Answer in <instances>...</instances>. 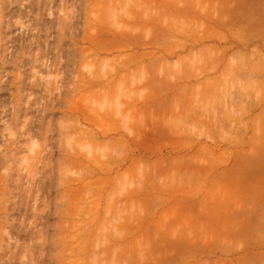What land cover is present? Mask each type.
Here are the masks:
<instances>
[{
  "label": "rangeland",
  "instance_id": "1",
  "mask_svg": "<svg viewBox=\"0 0 264 264\" xmlns=\"http://www.w3.org/2000/svg\"><path fill=\"white\" fill-rule=\"evenodd\" d=\"M5 1L0 264H264V0Z\"/></svg>",
  "mask_w": 264,
  "mask_h": 264
},
{
  "label": "bare ground",
  "instance_id": "2",
  "mask_svg": "<svg viewBox=\"0 0 264 264\" xmlns=\"http://www.w3.org/2000/svg\"><path fill=\"white\" fill-rule=\"evenodd\" d=\"M0 1H1V0H0ZM6 1H7V0H6ZM6 1H5V2H6ZM5 2L3 3V6H4ZM8 2H9V1H8ZM6 4H7V3H6ZM9 5H10V4H9ZM1 6H2V5H1ZM1 6H0V8H1ZM8 7H9V6H8ZM8 7H7V9H8ZM40 8H41V7H40ZM1 9H2V8H1ZM4 9H6V7L3 8V10H4ZM39 10H40V9H39ZM41 10H42V9H41ZM0 12H1V11H0ZM18 12H19V11H18ZM40 12H41V11H40ZM43 13H44V12H43ZM1 16H2V14H1ZM3 17H4V16H3ZM0 18H1V17H0ZM11 18H12V17H11ZM11 18H10V20H11ZM10 20H9V21H10ZM2 22H4V21H2ZM5 25H6V24H5ZM7 25H8V24H7ZM10 25H11V24H10ZM2 26H3V24H2ZM0 27H1V26H0ZM7 27H8V26H7ZM9 27H10V26H9ZM4 28H5V27H4ZM11 28H12V27H11ZM1 29H2V27H1ZM8 30H9V29H8ZM100 30H101V29H100ZM0 32H1V31H0ZM0 34H1V33H0ZM1 35H2V34H1ZM5 36H6V34H5ZM3 38H4V37H3ZM3 38H2V39H3ZM0 39H1V38H0ZM129 39H130V38H129ZM9 40H10V39H9ZM12 41H13V40H12ZM123 42H124V41H123ZM0 43H1V42H0ZM6 43H7V41H6ZM127 43H128V42H127ZM129 43H130V42H129ZM7 44H8V43H7ZM7 44H6V45H7ZM10 44H11V43H10ZM123 44H124V43H123ZM2 45H3V44L0 45V48H1ZM9 46H11V45H9ZM9 46H8V48H9ZM12 46H13V45H12ZM128 46H129V45H128ZM4 48H5V47H4ZM5 50H6V49H5ZM3 52H4V51H3ZM7 52H8V51H7ZM4 53H5V52H4ZM0 54H1V52H0ZM2 54H3V53H2ZM9 54H10V52H9ZM33 54H34V53H33ZM6 55H7V53H6ZM29 55H30V57H31V54H29ZM34 55H36V54H34ZM0 56H1V55H0ZM32 56H33V55H32ZM36 56H37V55H36ZM3 57H4V56H3ZM0 58H1V57H0ZM6 58H7V56H6L4 59H6ZM39 58H40V57H39ZM53 58H54V57H53ZM8 60H11V59H8ZM36 60H38V59H36ZM3 61H5V60H3ZM0 62L2 63V61H0ZM6 62H7V61H6ZM17 62H18V61H17ZM20 62L23 63V61H20ZM24 62H25V61H24ZM36 63H37V62H36ZM36 63H35V64H36ZM52 63H53V62H52ZM2 64H3V63H2ZM19 64H20V63H19ZM35 64H34V65H35ZM45 64H46V63H45ZM54 64H55V63H54ZM0 65H1V64H0ZM15 65H16V64H15ZM17 66H18V64H17ZM36 66H38V65H36ZM50 66H51V65H50ZM53 66H54V65H53ZM127 68H128V67H127ZM124 70H125V69H124ZM117 72H118V70H117ZM116 74H117V73H116ZM123 74H124V73H123ZM129 75H130V74H129ZM22 76H24V75H22ZM16 77H18V81H20V80H19V76H16ZM24 77H26V76H24ZM34 77H35V76H34ZM66 77H68V76H66ZM20 78H21V77H20ZM106 78H107V77H106ZM92 79H93V78H92ZM96 80H97V82H98V79H96ZM153 80H154V79H153ZM16 82H17V81H16ZM39 82H40V81H39ZM90 82H91V81H90ZM92 82H95V81H92ZM106 82H107V81H106ZM22 83H23V82H22ZM44 83H45V82H44ZM20 84H21V83H20ZM52 84H53V83H52ZM1 85H2V84H1ZM28 85H30V84H28ZM43 85H44V84H43ZM57 86H58V85H56V88H57ZM58 87H59V86H58ZM62 87H63V86H62ZM1 88H2V87H1ZM1 88H0V89H1ZM20 88L22 89V87H20ZM20 88H19V89H20ZM2 89H3V88H2ZM2 89H1V90H2ZM54 89H55V88H54ZM54 89H53V91H55ZM60 89H62V88H60ZM96 90H97V89H96ZM130 92H131V91H129V94H130ZM19 93H20V92H19ZM19 93H18V94H19ZM45 93H46V92H45ZM54 93H55V92H54ZM59 93H61V92H59ZM71 93H72V92H71ZM131 93H132V92H131ZM20 94H22V93H20ZM157 94H158V93H157ZM131 95H132V94H131ZM22 96H23V95H22ZM22 96H21V98H22ZM29 96H30V95H29ZM45 96H46V95H45ZM59 96H60V95H59ZM127 96H128V95H127ZM128 97H129V96H128ZM18 98H19V97H17V99H18ZM21 98H19V99H21ZM128 99H129V98H128ZM131 99H132V98H131ZM21 100H22V99H21ZM21 100H20V101H21ZM28 100H29V99H28ZM46 100H47V99H46ZM48 100H49V99H48ZM54 100H55V99H54ZM59 100H60V99H59ZM25 101H26V100H25ZM49 101H51V100H49ZM131 101H132V100H131ZM145 101H146V100H145ZM17 102H18V101H17ZM51 102H52V101H51ZM51 102H50V103H51ZM60 102H61V101H60ZM62 102H63V101H62ZM64 102H65V101H64ZM28 103H30V102H28ZM45 103H49V102L47 101V102H45ZM45 103H44V104H45ZM52 103H53V102H52ZM19 104H20V103H18V105H19ZM30 104H31V103H30ZM3 105H4V104H3ZM25 105H26V104H25ZM28 105H29V104H28ZM28 105H27V106H28ZM47 105H48V104H47ZM55 105H56V104H55ZM49 106H50V105H49ZM16 107H17V109L15 110V111H16V117H17V118L19 117V119H20L21 117L24 116V114H23V116L21 115V117H20V116H19V115H20V109H18V106H16ZM20 107L22 108V107H24V106L21 104ZM25 107H26V106H25ZM29 107H30V106H29ZM42 107H43V106H42ZM50 107H52V106H50ZM62 107H63V106H62ZM43 108H44V107H43ZM25 109H26V108H25ZM3 110H4V109H3ZM3 110H2V111H3ZM23 110H24V109H23ZM4 111H5V110H4ZM23 112H24V111H23ZM43 113H44V112H43ZM0 115H1V114H0ZM26 115H27V114H26ZM16 117L14 116L13 120H14V119L16 120ZM24 117L26 118V116H24ZM24 117H23V118H24ZM43 117H44V115H43ZM49 118H50V120H51V117H49ZM93 118H94V117H93ZM19 119H17V120L15 121V122H16L15 124H17V121H18ZM46 119H47V118H46ZM54 119H55V118H54ZM25 120H26V119H24V120H22V121L24 122ZM31 120H33V119H30V121H31ZM40 120H41V119H40ZM90 120H91V118H90ZM151 120H152V119H151ZM154 120H155V119H154ZM30 121L28 122V121L26 120L25 123H30V124H31L32 122H30ZM92 121H93V119L91 120V124H92ZM155 121H156V120H155ZM0 122H1V121H0ZM5 122H6V121H5ZM41 122H42V121H39V123H41ZM50 122H51V121H50ZM52 122H53V121H52ZM94 122H95V121H94ZM3 123H4V122H3ZM13 123H14V122H13ZM20 123H22V122L20 121ZM47 123L49 124V127H47V125H48ZM47 123H45V124H47V125H45V126H46V127H45V130H46V131L49 130V131L46 132L45 130H42V129H41V130H42V133H43V131H45L46 133H48V134H46V133H44V134H45V136L47 135V137H49V136H51V135H49V134H51V133H49V132L51 131V129H49L51 123H49V122H47ZM18 124H19V123H18ZM30 124H29V125H30ZM34 124H35V121H34ZM23 125H24V124H23ZM23 125H20V126L22 127ZM26 125H28V124H25V127H26ZM11 126H13V125H11ZM14 126H15V125H14ZM14 126H13V127H14ZM16 126H17V125H16ZM42 126L44 127V125H42ZM51 126H52V125H51ZM9 127H10V126H9ZM9 127H8V128H9ZM23 127H24V126H23ZM23 127H22L21 130H25V131H24V132H23V131H22V132L20 131V133H22V134H19V135H22L23 137H26V136L23 135V134H26V133H27L26 135L28 136V137H27L28 139H29L30 135H36V134H32V133H34V131H35L34 128H32V129H33V130H32L33 132H32V131H29V130H30V127L27 126V127H26L27 129H26V128L24 129ZM43 127H42V128H43ZM19 128H20V127H19ZM11 129H12V127H11ZM11 129H10L11 133H9L10 136L13 135L12 133L14 132V131L12 132L13 129H12V130H11ZM17 129H18V128H17ZM144 129H145V128H144ZM4 131H5V130H4ZM15 131H17V130L15 129ZM55 131H56V129H55ZM55 131H54V132H55ZM59 132H60V131H59ZM104 132H106V131H104ZM116 132H117V131H116ZM149 132H150V131H149ZM149 132H148V133H149ZM1 133H2V132H1ZM18 133H19V132H18ZM35 133H36V132H35ZM141 133H143V132H141ZM148 133H147V131H146V134H148ZM55 134H56V133H55ZM59 134H60V133H59ZM97 134H98V133H97ZM105 134H106V133H105ZM105 134H104V135H105ZM136 134H138V133H136ZM149 134H150V136H151V133H149ZM149 134H148V135H149ZM37 135H39V134H37ZM48 135H49V136H48ZM53 135H54V133H53ZM90 135H91V134H90ZM16 136H17V134H16ZM16 136H15V137H16ZM22 136H21V137H22ZM60 136H61V134H60ZM92 136H93V135H92ZM120 136H121V134H120ZM132 136H133V135H132ZM141 136H142V135H141ZM11 137H12V136H11ZM15 137H14V138H15ZM37 137H38V136H37ZM97 137H98V136H96V137L94 136L93 138L96 140ZM161 137H162V136H161ZM6 138H7V137H6ZM14 138L12 137V140H14ZM30 138L32 139L33 137H30ZM52 138H53V137H52ZM93 138H92V139H93ZM111 138H112V137H111ZM115 138H116V137H115ZM118 138H119V137H118ZM146 138H148V137H146ZM16 139H18V141H16L15 143H16V144H20V139H22V138L19 139V136H18V138H16ZM16 139H15V140H16ZM31 139H30V141H32ZM35 139H36V137H35ZM49 139H51V138L49 137L48 140H49ZM88 139H89V138H88ZM144 139H145V138H144ZM148 139H149V138H148ZM155 139H156V138H155ZM162 139H163V138H162ZM162 139H161V141H162ZM12 140H11V141H12ZM26 140H27V139H26ZM51 140H52V139H51ZM90 140H91V137H90ZM95 140H94V141H95ZM114 140H115V139H114ZM139 140H140V139H139ZM142 140H143V139H142ZM151 140H152V139H151ZM163 140H164V139H163ZM11 141H10V142H11ZM43 141H44V140H43ZM53 141H54V140H53ZM53 141H52V142H53ZM94 141H93L92 143H94ZM111 141H112V140H111ZM140 141H141V140H140ZM153 141L156 142V140H153ZM161 141H160V143H161ZM18 142H19V143H18ZM26 142H27V141H26ZM26 142H25V144H26ZM47 142H48V141H47ZM54 142H55V141H54ZM158 142H159V141H158ZM21 143H22V142H21ZM28 143H29V140H28ZM36 143H38V142H36ZM89 143H91V142H89ZM143 143H144V142H143ZM147 143H148V142H147ZM9 144H10V143H9ZM23 144H24V143H23ZM30 144H31V142H30ZM49 144H50V143H49ZM95 144H96V143H95ZM99 144H100V143H99ZM104 144H105V143H104ZM139 144H141V143H139ZM2 145H3V144H2ZM6 145H7V144H6ZM21 145H22V144H21ZM33 145H34V142H33ZM40 145H41V144H40ZM50 145H51V144H50ZM50 145H49V146H50ZM52 145H53V144H52ZM52 145H51V146H52ZM83 145H84V144H83ZM97 145H98V141H97ZM10 146H12V145H10ZM17 146H19V145H17ZM17 146H16L17 149H21V148H22V146H21V148H20V146H19V148H18ZM28 146H29V145H28ZM34 146H35V145H34ZM42 146H43V145H42ZM49 146L46 145V147H48V148L46 149L47 151H49L48 149L51 150V148H53V149L57 148L56 145H55V148H54V147H49ZM53 146H54V145H53ZM99 146H100V145H99ZM103 146H104V145H103ZM24 147H25V146H24ZM26 147H27V145H26ZM40 147H41V146H40ZM13 148H15V147H13ZM16 148H15V149H16ZM83 148H84V147H83ZM90 148H91V147H90ZM4 149H5V148H4ZM8 149H9V148H8ZM28 149H29V147H28ZM30 149H31V147H30ZM35 149H36V148H35ZM41 149H42V148H41ZM41 149H40V150H41ZM43 149H45V147H44ZM53 149H52V151H53ZM70 149H71V148H70ZM10 150H11V149H10ZM21 150H22V149H21ZM21 150H20V151H21ZM24 150H25V149H24ZM40 150L38 149V153H39V154H40ZM66 150H67V149H66ZM128 150H129V149H128ZM2 151H3V150H2ZM2 151H1V152H2ZM8 151H9V150H8ZM13 151H14V150H13ZM29 151H30V150H29ZM29 151H28V153H29ZM75 151H76V150H75ZM135 151H136V150H135ZM10 152H11V151H9V153H10ZM14 152H15V151H14ZM14 152H13V153L11 152L12 155H11V154H10L11 156L9 155V159H11V157H15ZM16 152H17V151H16ZM41 152H42V151H41ZM44 152H45V151H44ZM50 152H51V151H50ZM69 152H70V151H69ZM116 152H117V151H116ZM148 152H149V150H148ZM38 153H37V154H38ZM42 153H43V152H42ZM45 153H46V152H45ZM45 153H44V154H45ZM62 153H63V152H62ZM64 153H65V152H64ZM74 153H76V152H74ZM29 154H30V153H29ZM29 154H28V155H29ZM44 154H43V156H44ZM72 154H73V153H72ZM72 154H70V155H72ZM122 154H123V153H122ZM0 155H1V154H0ZM16 155H18V154H16ZM25 155H26V154H25ZM25 155H24V156H25ZM34 155H35V154H34ZM34 155H33V156H32V155L29 156V158L32 156V157H31V161L28 160L29 162H32V160L34 161V159H35V160L38 159V156H37V158H35ZM40 155H41V154H40ZM73 155H76V154H73ZM73 155H72V156H73ZM19 156H20V158H21V160H22L21 153H19ZM47 156H48V158H47V157H46V158L49 159V155H47ZM50 156H52V155H50ZM17 157H18V156H17ZM27 157H28V156H27ZM33 157H34V158H33ZM41 157H42V156H40V158H41ZM5 158H8V156L5 157ZM52 158L54 159V157H52ZM117 158H118V157H117ZM119 158H120V157H119ZM1 159H2V158L0 157V160H1ZM67 159H68V158H67ZM104 159H105V158H104ZM111 159H112V158H111ZM134 159H135V158H134ZM242 159H243V158H242ZM11 160H13V158H12ZM14 160L16 161L17 159H14ZM18 160H19V159H18ZM21 160H20V161H21ZM23 160H24V159H23ZM41 160H42V158H41ZM51 160H52V159H51ZM243 160H244V159H243ZM15 161H14V163H15ZM37 161H39V160H37ZM44 161H47V160H44ZM52 161H54V160H52ZM7 162H8V161H6V164H7ZM11 162H12V164H13V161H11ZM24 162H26V161H24ZM24 162H23V163H24ZM40 162H42V161H40ZM40 162H39V164H40ZM133 162H134V161H133ZM9 163H10V161H9ZM32 163H35V162H32ZM50 163L52 164L51 161H50ZM53 163H54V162H53ZM71 163H72V161H71ZM71 163H70V164H71ZM107 163L109 164V162H107ZM107 163H106V164H107ZM111 163H112V162H111ZM116 163H117V162H116ZM134 163H135V162H134ZM134 163H133V164H134ZM37 164H38V162H37ZM37 164H35L36 167H34V166H31L30 163H29V166H30L31 168H33V169H32L33 172H35V174L33 173L35 176H36V171H37V170L35 171L34 169H35V168H40V167H37V166L39 165V164H38V165H37ZM45 164H46V162H45ZM45 164H44V165H45ZM70 164L67 165V166L71 167ZM19 165H20V164H19ZM33 165H34V164H33ZM81 165H84V164H81ZM81 165H79V166H81ZM88 165H89V164H88ZM6 166H7V165H6ZM9 166H10V165H8V167H9ZM14 166H15V165H14ZM17 166H18V165H17ZM25 166H26V165H25ZM47 166H48V165H47ZM51 166H53V165H51ZM51 166H50V168H51ZM54 166H55V165H54ZM54 166H53V167H54ZM101 166H102V165H101ZM101 166H100V169H102V168L105 167L104 165H103L102 167H101ZM109 166H110V164H109ZM111 166H112V164H111ZM3 167H4V166H3ZM8 167H7V169H8ZM11 167H13V166H11ZM19 167H20V166H19ZM19 167H18V168H19ZM23 167H24V166H23ZM23 167H22V168H23ZM30 167H29V168H30ZM45 167H46V165H45ZM45 167H44V169H45ZM53 167H52V168H53ZM69 167H67V168H69ZM106 167H107V169H108V165H107ZM9 168H10V167H9ZM22 168H21V169L19 168V169L22 171ZM26 168H27V167H26ZM47 168H48V167H47ZM47 168H46V169H47ZM52 168H51V170H52ZM131 168H132V167H131ZM153 168L156 169V166H153ZM23 169H24V168H23ZM40 169H41V168H40ZM44 169H43V170H44ZM53 169H54V168H53ZM154 169H153V170H154ZM9 170H10V169H9ZM20 170H19V171H20ZM32 170H31V171H32ZM41 170H42V169H41ZM87 170L90 171L91 168H90V170H89V169H87ZM93 170H95V169H93ZM103 170H104V169H103ZM10 171H12V170H10ZM21 171H20V172H21ZM29 171H30V169H29ZM31 171H30V173H31ZM47 171H49V170H47ZM16 172L18 173V171H16ZM22 172H23V171H22ZM37 172H40V171H37ZM44 172H45V170H44ZM51 172H52V171H51ZM94 172H96V171H94ZM2 173H3V172H2ZM7 173H9V172H7ZM26 173H27V172H26ZM49 173H50V172H49ZM90 173H91V172H90ZM104 173H105V172H104ZM145 173H146V172H145ZM156 173H157V171H156ZM18 174H19V173H18ZM6 175H8V174H6ZM6 175H5V176H6ZM20 175H21V174H20ZM29 175H30V174H29ZM37 175H38V174H37ZM39 175L41 176V174H39ZM45 175H46V174H45ZM152 175H153V174H152ZM10 176H12V175H10ZM10 176H8V178H9ZM18 176H19V175H18ZM23 176H24V175H23ZM23 176H22V177H23ZM42 176H43V175H42ZM49 176H50V174H49ZM51 176H52V175H51ZM124 176H126V175H124ZM148 176H149V175H148ZM13 177H14V179L17 178L16 176H13ZM13 177H12V178H13ZM28 177H30V176H28ZM36 177H37V176H36ZM36 177H35V178H36ZM8 178H7V179H8ZM10 178H11V177H10ZM10 178H9V179H10ZM12 178H11V180H12ZM31 178H32V177H31ZM4 179H5V178H4ZM9 179H8V182H9ZM14 179H13V180H14ZM19 179H20V178H19ZM26 179H28V178H26ZM26 179H25V180H26ZM150 179H151V178H150ZM13 180H12V181H13ZM15 181H16V180H15ZM17 181H18V178H17ZM17 181H16V182H17ZM19 181L21 182V180H19ZM22 181H23V180H22ZM31 182H32V181H31ZM31 182H30V183H31ZM38 182H40V180H39ZM5 183H6V182H5ZM14 184H15V183H14ZM33 184H34V183H33ZM33 184H32V185H33ZM36 184H37V183H36ZM16 185H17V184H16ZM19 185H20V183H19ZM32 185H31V186H32ZM25 186H26V185H25ZM33 186H34V185H33ZM33 186H32V187H33ZM1 188H2V187H1ZM4 188H5V187H4ZM6 188H7V187H6ZM9 188H10V187H9ZM9 188H8V189H9ZM21 189H22V188H21ZM34 189H35V188H34ZM28 190H30V189H28ZM32 190H33V189H32ZM37 190H39V189H37ZM10 191H11V189H10ZM34 191H35V190H34ZM40 191H41V190H40ZM40 191H39V192H40ZM3 192H4V191H3ZM6 192H7V191H6ZM35 192H37V191H35ZM8 193H9V191H8ZM32 193H33V191H32ZM36 194H37V193H36ZM29 195H30V194H29ZM38 195H39V193L37 194V196H38ZM14 198H15V197H13V199H14ZM18 198H19V197H18ZM38 198H39V197H38ZM20 200H21V199H20ZM22 200H23V199H22ZM37 200H38V199H37ZM6 202H8V201H6ZM15 202H17V201H15ZM35 202H36V201H35ZM37 202H39V201H37ZM19 203H20V202H19ZM20 204H21V203H20ZM15 205L17 206V203H16ZM37 206H38V205H37ZM5 207H7V206H5ZM26 207H27V206H26ZM13 208H14V207H13ZM17 208H18V207H17ZM7 209H8V208H7ZM34 209L36 210V207H34ZM26 210H27V209H26ZM35 210H34V211H35ZM5 211H6V210H5ZM5 216H6V215H5ZM38 217H39V216H38ZM7 218H8V217H7ZM11 218H12V217H11ZM36 218H37V216H36ZM4 220H5V217H4ZM4 220H3V221H4ZM7 220H8V219H7ZM8 221H9V220H8ZM12 221H13V220H12ZM12 221H11L10 223H12ZM14 221H15V220H14ZM40 221H41V220H40ZM38 222H39V221H38ZM19 223H20V222H19ZM42 224H43V221H42ZM131 224H132V223H131ZM133 224H134V223H133ZM6 225H7V224H6ZM11 225H12V224H11ZM9 226H10V225H9ZM36 226H38V225H36ZM19 227H21V226H19ZM22 227H23V226H22ZM45 227H46V226H45ZM2 228H3V227H2ZM12 228H13V227H12ZM28 228H30V229L32 228V229H33L32 226H30V227L28 226ZM17 229H19V228H17ZM26 229H27V228H26ZM30 229H29V230H30ZM34 229H35V227H34ZM19 230H20V229H19ZM40 232H41V231H40ZM30 233H31V232H30ZM32 233L34 234L33 231H32ZM38 233H39V229H38ZM14 237H15V235H14ZM12 239H13V238H12ZM7 241H8V240H7ZM8 243H10V242H8ZM1 246H2V245H1ZM7 247H8V246H7ZM37 249H39V248H37ZM42 250H43V249H42ZM31 251H32V250H31ZM1 252H2V251H1ZM43 252H44V251H43ZM45 252H46V251H45ZM45 252H44V253H45ZM7 253H8V252L6 251V255H7ZM38 254H39V253H38ZM47 254H48V253H47ZM1 255H2V254H1ZM44 255H45V254H44ZM18 256H19V255H18ZM34 256H35V255H34ZM2 257H3V256H2ZM2 257H1V258H2ZM31 257L34 258L33 255H32ZM38 257H39V256H38ZM38 257H37V259H38ZM32 258H31V259H32ZM9 259H10V258H9ZM2 260H4V258H2ZM5 261H6V260H5ZM9 261H10V260H9ZM37 261H38V260H37ZM6 262H7V261H6ZM0 263H1V262H0ZM3 263H4V262H3Z\"/></svg>",
  "mask_w": 264,
  "mask_h": 264
}]
</instances>
